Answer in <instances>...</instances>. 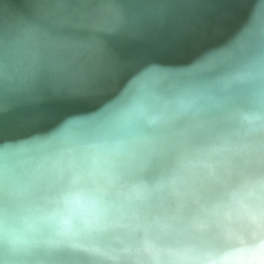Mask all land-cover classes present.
<instances>
[{"label": "snow or ice", "instance_id": "snow-or-ice-1", "mask_svg": "<svg viewBox=\"0 0 264 264\" xmlns=\"http://www.w3.org/2000/svg\"><path fill=\"white\" fill-rule=\"evenodd\" d=\"M197 2L161 0L158 18L165 22ZM14 42L40 59L43 37L34 27L20 22ZM46 46L60 54L61 43ZM36 78L32 73L26 87ZM124 119L137 127L134 134L54 154L39 190L4 170V264H28L37 254L60 258L59 264H243L236 253L264 243V112L242 106L213 112L181 100L159 110L137 103ZM170 154L198 181L192 206L179 212L170 200L176 178L156 173Z\"/></svg>", "mask_w": 264, "mask_h": 264}, {"label": "water", "instance_id": "water-1", "mask_svg": "<svg viewBox=\"0 0 264 264\" xmlns=\"http://www.w3.org/2000/svg\"><path fill=\"white\" fill-rule=\"evenodd\" d=\"M29 1L0 0V176L10 168L35 181L39 190L51 158L61 149L134 134L137 127L127 123L124 113L137 103L159 110L166 102L191 100L213 112L235 106L264 112V0H198L165 22L158 18L161 0H51L49 14L40 3L32 5L35 13ZM106 2L120 7L122 25ZM94 12L101 17L97 28L90 22L88 28L60 23L83 15L88 19ZM20 22L39 28L52 41L71 43L59 55L43 49L39 63L33 65L31 55L24 65L17 54L27 46L14 42ZM94 36L101 45L91 53L98 63L85 71L91 80L57 69L88 59L87 41ZM32 73L37 78L26 87ZM156 173L161 179L176 178L170 200L178 212L175 191L196 193L195 173L178 154L162 158ZM4 261L0 251V264ZM59 261L37 254L28 264Z\"/></svg>", "mask_w": 264, "mask_h": 264}, {"label": "bare ground", "instance_id": "bare-ground-1", "mask_svg": "<svg viewBox=\"0 0 264 264\" xmlns=\"http://www.w3.org/2000/svg\"><path fill=\"white\" fill-rule=\"evenodd\" d=\"M51 0H30L29 4L30 6L32 7V5H38L40 3V6L43 7V10L46 14H49L50 12H48L50 9L48 7V3L50 2ZM108 3V6L111 7L113 13H114V17H120L121 18V25L123 23V13L121 11V9L117 8L115 5L114 2H106ZM115 4V5H114ZM33 8V7H32ZM36 8H33V11L36 13L37 11L35 10ZM94 14V19H92L90 21V24L93 25L95 28L98 27V25L101 23V17L99 15H97L96 12L93 13ZM92 15H89L88 16V19L86 18L85 15L81 16V19H84V20H89ZM110 14V12L108 11V15ZM41 17V16H40ZM41 18H45L46 17H41ZM81 27H87V23H84V24H81L79 25ZM35 29H37L41 36L43 37V43L39 46V51H40V59L38 61H34L32 60V63L33 65H35L36 63H39L42 58H43V55H42V50L43 49H48V47L46 46L47 45V42L51 39H49V37L44 33L42 32L39 28L37 27H34ZM88 28V27H87ZM53 41H56V42H59L62 44L61 48L62 47H65L67 45H69L71 42L70 41H66V40H53ZM86 43V41H83L81 42V46L84 45ZM87 43L89 44V48H90V56L88 59H82L80 61H78L77 64L75 63H63V64H60L59 66H57V69H66L67 71L64 72L66 75L70 76V77H74V76H79L77 78H81V79H85V80H91L90 78L87 79L86 78V75H85V71H86V68L87 66H93L94 67V64L96 65L98 63V57L96 56H92V51L95 49H98L101 45V41L99 39H97L95 36L93 38H91L90 41H87ZM73 46V45H72ZM84 48V46H82L80 49H79V52L80 50H82ZM26 50L25 52H22V53H18V60L20 63H23L24 65L27 63V61H31L30 60V57L31 55L33 56L32 54V48L27 46L26 47ZM36 69V67L33 69V71ZM32 71V72H33ZM76 78V79H77ZM80 83H83V82H80ZM76 90L77 89H80V88H77L75 87ZM173 156H170L167 160L169 161ZM165 162V163H166ZM164 163V164H165ZM191 176V173L188 174V177L190 178ZM194 182L197 184L198 181H197V178L194 180ZM188 189H190V187L192 186H187V184L185 185ZM196 192H197V185H196V188L194 189ZM175 193L178 195V198H180L179 200V203H178V206H180V210L179 211H182V210H186L188 208H190L192 206V202H193V194H187V192H178V191H175ZM100 250H104V249H101V248H97V251L100 252L101 254H107L106 251L104 250V252H101ZM257 251V252H256ZM241 252V253H240ZM238 253H236L237 255V258L241 261H244L245 259H247L248 257L249 260L245 262V264H260L258 263L259 261H264V243H258V244H253L251 246H249L248 248L244 249L243 251H240ZM153 263H156L158 264L159 262H153Z\"/></svg>", "mask_w": 264, "mask_h": 264}]
</instances>
